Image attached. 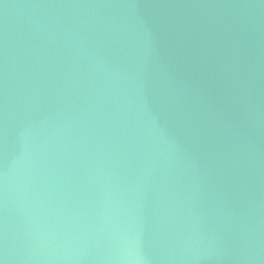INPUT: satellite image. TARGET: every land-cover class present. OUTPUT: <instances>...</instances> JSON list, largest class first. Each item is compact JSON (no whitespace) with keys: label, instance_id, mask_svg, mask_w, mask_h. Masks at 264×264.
<instances>
[{"label":"water","instance_id":"95a60500","mask_svg":"<svg viewBox=\"0 0 264 264\" xmlns=\"http://www.w3.org/2000/svg\"><path fill=\"white\" fill-rule=\"evenodd\" d=\"M0 264H264V0H0Z\"/></svg>","mask_w":264,"mask_h":264}]
</instances>
